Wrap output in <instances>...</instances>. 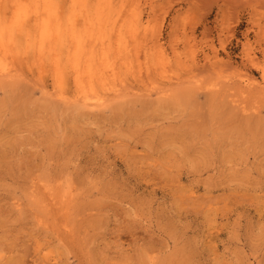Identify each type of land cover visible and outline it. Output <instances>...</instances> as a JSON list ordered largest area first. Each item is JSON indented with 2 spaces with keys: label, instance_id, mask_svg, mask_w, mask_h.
<instances>
[{
  "label": "rangeland",
  "instance_id": "374dc122",
  "mask_svg": "<svg viewBox=\"0 0 264 264\" xmlns=\"http://www.w3.org/2000/svg\"><path fill=\"white\" fill-rule=\"evenodd\" d=\"M7 1L0 264H264V100L220 92L246 79L264 86V0H87L86 19L82 0H57L78 36L105 29L122 49L146 47L137 76L99 88L110 101L98 109L72 105L69 75L54 89L50 39L37 42L40 26L13 15L26 4Z\"/></svg>",
  "mask_w": 264,
  "mask_h": 264
},
{
  "label": "bare ground",
  "instance_id": "6f19581e",
  "mask_svg": "<svg viewBox=\"0 0 264 264\" xmlns=\"http://www.w3.org/2000/svg\"><path fill=\"white\" fill-rule=\"evenodd\" d=\"M18 1V0H17ZM17 1L15 2V0H8L6 7L11 8L12 6H16L17 5ZM67 1V0H66ZM75 1V0H73ZM80 1V0H79ZM104 1V0H103ZM90 2V1H89ZM19 4H26L25 6L19 8L17 7V9L15 8L14 10H18V12H21L22 14L16 13L13 15H20L23 16L24 19L21 20L20 26H24L27 23V19L26 17L28 15H30V17L34 20V25L30 24L29 25V29L30 30V26H32L31 29H33L34 27H38L40 26V32H41V38L37 41L41 44V40H49V44H48V48L50 50V55H52L51 61L50 63H52V68H51V81H52V85L54 87V89L56 90H62L63 87L67 84L66 81V77L69 75L70 78L73 81V85L75 87V96L73 95V104H75V102L78 104H83V106H89V107H102L104 105H106L107 101L109 100L106 96L101 95L99 93V88L102 87L106 81L112 76L117 77L121 72L123 71H127L129 74L137 76L140 72L137 70V66L133 65V59L136 57V55L142 51V49H146V47L143 44H137L135 45L130 44L128 47H126V49H122L119 47V43L116 41H113V37L107 32L108 30L102 29L104 31L99 32V33H95V34H88L89 36H78L76 32H78L76 29L79 26V24L77 23L78 20H74V18H69L67 20L66 25L64 23H62V17L64 16V13L61 12L62 9V3L60 4V2H57V0H30V2L28 3L27 0H19L18 2ZM92 3V2H91ZM95 3V1H94ZM100 3V2H99ZM110 2H108L109 4ZM18 4V5H19ZM17 5V6H18ZM73 5V4H72ZM84 10V14L81 15V17L83 18H88L86 15L90 16V12H87L86 6H87V0H82L81 4ZM98 5V4H97ZM104 5V4H103ZM100 8H102V6ZM110 5V4H109ZM77 6V5H75ZM94 6V5H93ZM111 6V5H110ZM70 7V6H69ZM74 7V5H73ZM81 7V8H82ZM106 7V6H104ZM27 8V11H26ZM71 8V7H70ZM76 8V7H75ZM93 8L94 7H90ZM97 8V7H96ZM109 8V7H108ZM115 8V7H114ZM120 8V6H119ZM7 9V8H6ZM99 9V8H98ZM98 9H95L98 11ZM128 9V8H127ZM77 10V9H76ZM102 10V9H101ZM75 11V10H74ZM103 11V10H102ZM82 12V11H81ZM123 10H120L118 14L122 13ZM128 12V11H127ZM14 13V12H13ZM28 13V15H27ZM93 13V12H91ZM99 13V12H98ZM112 13V10H111ZM71 14V12H70ZM102 14V13H101ZM110 14V13H109ZM7 15V14H6ZM69 15V14H68ZM108 15V14H107ZM106 15V16H107ZM117 15V14H116ZM5 16V15H4ZM77 16V15H75ZM93 16V15H92ZM113 16V15H112ZM126 16V15H125ZM124 16V17H125ZM254 14L251 13V17H253ZM16 17V16H15ZM78 17V16H77ZM120 17V15H119ZM118 17V18H119ZM123 17V18H124ZM18 18V17H16ZM21 18V17H20ZM95 18V16H94ZM109 19L112 17H108ZM138 18V17H136ZM136 18L134 19L136 21ZM19 19V18H18ZM82 19V18H80ZM79 19V20H80ZM98 19V18H97ZM102 19V17H101ZM103 19H105L103 17ZM125 19V18H124ZM141 19V18H140ZM239 19V13L236 14V23L238 22ZM1 20V18H0ZM5 20V18H4ZM91 20L92 19H88ZM20 21V19H19ZM94 21V20H93ZM106 21V20H105ZM111 21V20H110ZM113 21V20H112ZM117 21V20H114ZM126 21V20H125ZM124 21V24H125ZM129 20H127L126 23H128ZM81 22V21H80ZM102 22V21H101ZM18 23V24H19ZM88 23V22H87ZM94 23V22H93ZM103 23V22H102ZM101 23V24H102ZM110 23V22H109ZM114 23V22H113ZM121 23V22H120ZM133 23V22H132ZM135 23V22H134ZM3 24V23H2ZM4 24H7L4 22ZM86 24V23H85ZM96 24V22H95ZM101 24H99V31H100V27ZM108 24V22H107ZM112 24V23H111ZM123 24V26H124ZM8 25V24H7ZM94 25V24H93ZM103 25V24H102ZM119 25V23H118ZM117 25V28H118ZM128 25V24H127ZM132 25V24H131ZM2 26V25H1ZM34 26V27H33ZM89 26V24H88ZM98 26V25H97ZM104 26V25H103ZM133 26V25H132ZM136 26V25H135ZM134 26V27H135ZM18 27V26H17ZM85 27V26H84ZM91 27V25H90ZM122 27V26H121ZM27 28V26H26ZM109 28V27H108ZM126 28V27H125ZM144 28V25H143ZM16 29V28H15ZM81 29V28H80ZM93 29V27H92ZM131 29V28H128ZM113 30V29H111ZM123 30V29H122ZM145 30V29H143ZM1 31V28H0ZM16 31V30H15ZM26 31V29H25ZM36 31V28L35 30ZM88 31V30H87ZM120 31V30H119ZM138 31V30H137ZM135 30V32H137ZM3 33V31H1ZM39 32V33H40ZM80 32V31H79ZM91 31H88V33ZM110 32V31H109ZM124 32V31H123ZM145 32V31H144ZM2 33H0V35H2ZM85 33V32H84ZM111 33V32H110ZM38 34V33H37ZM124 34V33H123ZM26 35V34H25ZM39 35V34H38ZM81 35V34H80ZM121 35V34H120ZM5 36H6V32H5ZM16 36V35H15ZM14 36V37H15ZM30 36V34H29ZM28 36V37H29ZM119 36V34H118ZM122 36V35H121ZM120 36V37H121ZM7 38V37H5ZM31 38V37H30ZM119 39V38H118ZM7 40V39H6ZM14 40V38H13ZM11 40V41H13ZM24 40V38L22 39ZM31 40V39H30ZM42 40V41H43ZM69 41L68 45V50H67V54L65 57V61L63 63V61L61 60V55L58 53V51H60L62 48L66 47V41ZM125 41H127L124 38ZM26 41V40H25ZM119 41V40H118ZM1 42V41H0ZM10 43V42H9ZM1 44V43H0ZM3 44V42H2ZM5 44H8L5 43ZM21 44V42L19 43ZM18 44V45H19ZM31 44V43H30ZM29 44V45H30ZM121 44V43H120ZM227 44V41L221 42V46L222 48H224ZM17 45V46H18ZM38 45V44H37ZM123 45V43L121 44V46ZM41 46V45H40ZM38 46V47H40ZM3 47V46H1ZM0 47V48H1ZM14 47V44H13ZM19 47V46H18ZM35 47V46H34ZM124 47V46H123ZM20 48V47H19ZM60 50H57V49ZM42 49V48H41ZM3 51H1L0 49V72L1 71H5L6 70V65L4 63L5 57H6V53H10L13 56V51L12 50H8L6 48L2 49ZM31 50V49H30ZM39 50V49H38ZM42 51V50H41ZM211 51L210 55H214L217 56V49L215 48V46L211 45ZM250 45L246 44V46H244V52L246 54V58L247 60L252 63L255 67L259 68L260 65L257 63V60H255L250 52ZM262 51L264 52V48L262 49ZM178 52V47L177 45H173L172 46V54L175 56ZM38 54V53H37ZM16 55V54H15ZM17 57V56H16ZM45 58V57H44ZM47 58V57H46ZM45 58V59H46ZM7 59V58H6ZM50 59V58H49ZM48 61V59H47ZM46 61V63H48ZM132 61V62H131ZM45 64V63H44ZM65 67L67 66L69 68V73L66 72L68 71L67 69L64 70V65ZM3 65V66H1ZM64 68H63V67ZM66 67V68H67ZM13 70V69H12ZM11 70V72H12ZM15 70V69H14ZM13 70V71H14ZM15 72V71H14ZM13 73V72H12ZM20 73V72H19ZM16 75V74H15ZM7 74L5 72H1L0 73V77L4 78L6 77ZM140 76V75H139ZM8 77V76H7ZM11 77V76H9ZM14 77V75H13ZM0 78V80H1ZM116 79V78H115ZM38 80V79H37ZM119 80V79H118ZM114 81V80H113ZM248 81V82H247ZM38 82L40 83V80H38ZM120 82V81H119ZM245 83V85L242 84ZM42 83V82H41ZM116 83V81H115ZM110 85V84H109ZM116 85V84H115ZM121 85V83L119 84ZM117 85V86H119ZM116 86V87H117ZM108 87V85L106 86ZM105 87V88H106ZM110 87V86H109ZM115 86H112L111 88H114ZM115 87V88H116ZM120 87V86H119ZM118 87V88H119ZM125 86H123L124 88ZM114 88V89H115ZM127 88V86H126ZM52 89V88H51ZM108 89V88H107ZM106 89V90H107ZM117 89V88H116ZM121 89V87H120ZM130 89V88H129ZM43 90V89H42ZM109 90V89H108ZM107 90V91H108ZM101 91V90H100ZM103 91V90H102ZM111 91V90H110ZM119 89L116 91L118 92ZM224 92L228 93L229 95H236V93H240L241 95H249L251 97H258L264 100V86H258L255 84L254 81H252L251 79H246L244 81H232L231 83H228V85L221 90L220 92ZM42 92V91H41ZM58 92V91H57ZM104 92V91H103ZM114 92V91H112ZM120 92V91H119ZM123 92V89H122ZM121 92V93H122ZM219 92V93H220ZM47 93V92H45ZM56 93V92H55ZM59 93V92H58ZM56 93V95L58 94ZM62 93V92H61ZM221 94V93H220ZM119 95V94H118ZM117 95V96H118ZM126 95V94H125ZM49 96V95H48ZM59 96V94H58ZM65 96V94H64ZM72 96V95H71ZM116 96V95H114ZM121 96V95H120ZM57 97V96H56ZM60 97V96H59ZM57 97V98H59ZM119 97V96H118ZM63 100H69V102L72 103V101H70V99L63 97ZM110 98H112L110 96ZM54 99V98H53ZM61 99V98H60ZM59 99H57L58 101ZM62 100V99H61ZM110 101V100H109ZM108 101V102H109ZM235 101V100H234ZM63 102H68V101H63ZM62 102V103H63ZM64 103V104H65ZM70 103V104H71ZM79 105V104H78ZM86 108V107H85ZM97 108V109H98ZM89 109V108H88ZM95 109V108H94ZM244 111H246V108H243ZM70 196H71V192ZM67 194V193H66ZM69 195V194H68ZM67 195V197H68ZM64 197V196H63ZM62 197V198H63ZM66 197V196H65ZM70 199V198H69ZM71 199H73V197L71 196ZM67 199L65 198V201ZM68 201V200H67ZM66 201V202H67ZM70 201H68L69 203Z\"/></svg>",
  "mask_w": 264,
  "mask_h": 264
}]
</instances>
